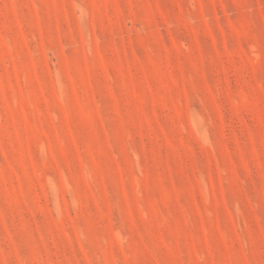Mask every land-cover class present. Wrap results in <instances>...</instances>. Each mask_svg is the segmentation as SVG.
<instances>
[{"label": "rangeland", "instance_id": "rangeland-1", "mask_svg": "<svg viewBox=\"0 0 264 264\" xmlns=\"http://www.w3.org/2000/svg\"><path fill=\"white\" fill-rule=\"evenodd\" d=\"M0 264H264V0H0Z\"/></svg>", "mask_w": 264, "mask_h": 264}]
</instances>
